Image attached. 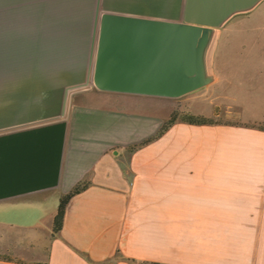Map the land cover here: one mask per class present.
<instances>
[{"label":"crops","instance_id":"0c3cea01","mask_svg":"<svg viewBox=\"0 0 264 264\" xmlns=\"http://www.w3.org/2000/svg\"><path fill=\"white\" fill-rule=\"evenodd\" d=\"M239 3L0 0V264H264V114L159 135L181 109L244 108L219 43ZM104 14L208 27L206 84L177 98L96 89ZM138 34L120 41L119 77L153 84L169 49ZM247 67V97L261 98L264 66ZM83 182L53 236L60 198Z\"/></svg>","mask_w":264,"mask_h":264},{"label":"water","instance_id":"95a60500","mask_svg":"<svg viewBox=\"0 0 264 264\" xmlns=\"http://www.w3.org/2000/svg\"><path fill=\"white\" fill-rule=\"evenodd\" d=\"M212 22H208L210 25ZM129 32L147 38L151 32L169 49L164 75L153 84H127L117 70L120 41ZM209 39V28L189 22H170L104 14L100 20L96 47L93 86L101 91L132 92L177 98L203 87L201 53Z\"/></svg>","mask_w":264,"mask_h":264},{"label":"rangeland","instance_id":"374dc122","mask_svg":"<svg viewBox=\"0 0 264 264\" xmlns=\"http://www.w3.org/2000/svg\"><path fill=\"white\" fill-rule=\"evenodd\" d=\"M219 43L222 50L221 59L235 66L231 69V72L233 71L231 75L235 78L237 87L229 91V96L237 95L244 104V108L239 107L238 103L234 105L232 101H228L230 105H219L213 108V116L206 119L217 123H240L245 120V115L250 117L255 114H264V95L255 100H249L247 97L249 77L247 65L264 66V0H244V3H239ZM252 71L253 69H251V77H254ZM228 72H230L229 69ZM258 77L262 78L260 84H264V74ZM177 113L181 117L187 113L191 114L184 109ZM254 125L264 128L263 123Z\"/></svg>","mask_w":264,"mask_h":264},{"label":"trees","instance_id":"16d2710c","mask_svg":"<svg viewBox=\"0 0 264 264\" xmlns=\"http://www.w3.org/2000/svg\"><path fill=\"white\" fill-rule=\"evenodd\" d=\"M176 120H181L182 122H185V123L190 124V125H211V124L217 123V122H213L209 119H206L204 117L196 116V115H192V114H188V113L182 115V117H181L178 115L177 112H174L172 114L171 118L168 120V122L161 128L159 135H161L164 131H166V129L171 124H173ZM87 185H88L87 182L80 183L70 193H68L67 195L60 198L57 213H56V216H55L54 221H53V230H52L53 236H56L61 230L62 220L64 217V212H65V208H66L68 201L70 200V198L72 196L83 191L87 187ZM132 262L135 263L134 261H132ZM137 264H158V263L141 262V263H137Z\"/></svg>","mask_w":264,"mask_h":264}]
</instances>
